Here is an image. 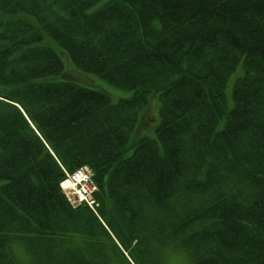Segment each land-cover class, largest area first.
Segmentation results:
<instances>
[{
	"label": "trees",
	"instance_id": "obj_1",
	"mask_svg": "<svg viewBox=\"0 0 264 264\" xmlns=\"http://www.w3.org/2000/svg\"><path fill=\"white\" fill-rule=\"evenodd\" d=\"M81 165L101 218L60 187ZM0 179V264H264V0H0Z\"/></svg>",
	"mask_w": 264,
	"mask_h": 264
},
{
	"label": "rangeland",
	"instance_id": "obj_2",
	"mask_svg": "<svg viewBox=\"0 0 264 264\" xmlns=\"http://www.w3.org/2000/svg\"><path fill=\"white\" fill-rule=\"evenodd\" d=\"M58 48V45H57ZM65 70L74 76L76 74L77 82L82 85H85L90 88L94 89H101L109 93L113 101H117L121 98H129L132 97L135 93L133 89H124L117 87L116 85L110 83L106 79L93 74V73H86L83 72L75 66V64L70 60L67 56L65 58L62 56ZM70 61V62H69ZM238 73H241V69L234 72L227 83L226 86V96L231 107L233 104L232 99V88L235 78L238 76ZM58 79H63L62 75L57 76ZM141 117V116H140ZM149 117V118H148ZM145 120L146 124L143 128L141 126L136 132L132 135L130 140V149L128 153L133 151V144L134 141L138 140L140 137H151L156 138V128L160 124V102L159 97L157 95H151L149 101V107L144 111L142 114V120ZM5 182L4 179H0V187ZM12 252L15 254L18 264H36V260L34 257L28 252L26 246L20 241H14L11 244ZM163 264H190L189 259L186 257V254L183 251H174V250H167L164 254Z\"/></svg>",
	"mask_w": 264,
	"mask_h": 264
},
{
	"label": "built area",
	"instance_id": "obj_3",
	"mask_svg": "<svg viewBox=\"0 0 264 264\" xmlns=\"http://www.w3.org/2000/svg\"><path fill=\"white\" fill-rule=\"evenodd\" d=\"M74 186L78 187V192L80 195V199H90L92 197V193L95 190V186L91 181V176L86 168H79L71 177Z\"/></svg>",
	"mask_w": 264,
	"mask_h": 264
}]
</instances>
